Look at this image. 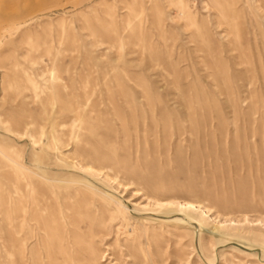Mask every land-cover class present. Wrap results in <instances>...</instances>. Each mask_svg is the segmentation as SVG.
<instances>
[{"label":"rangeland","instance_id":"1","mask_svg":"<svg viewBox=\"0 0 264 264\" xmlns=\"http://www.w3.org/2000/svg\"><path fill=\"white\" fill-rule=\"evenodd\" d=\"M127 251L264 264V0H0V264Z\"/></svg>","mask_w":264,"mask_h":264},{"label":"bare ground","instance_id":"2","mask_svg":"<svg viewBox=\"0 0 264 264\" xmlns=\"http://www.w3.org/2000/svg\"><path fill=\"white\" fill-rule=\"evenodd\" d=\"M134 230H135L134 228H130L129 232L126 233V237H128L127 239H129V241L138 239V236H136L134 234ZM145 252H147V251H145ZM147 255L149 256V258H147V259L150 260V252H147ZM126 256H127L128 261H131V264L135 263L136 260L133 257L129 256V251H127ZM89 258H90V256H89ZM93 264H96V263L93 262Z\"/></svg>","mask_w":264,"mask_h":264}]
</instances>
